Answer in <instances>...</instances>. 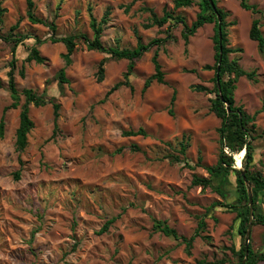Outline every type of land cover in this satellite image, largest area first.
Masks as SVG:
<instances>
[{"label":"rangeland","instance_id":"374dc122","mask_svg":"<svg viewBox=\"0 0 264 264\" xmlns=\"http://www.w3.org/2000/svg\"><path fill=\"white\" fill-rule=\"evenodd\" d=\"M130 1L34 0L35 13L54 20L52 31L28 21L25 0H0V7L5 8L0 36L20 19L15 30L20 34L44 38L80 31L92 37L88 6L98 20L106 10L110 12L101 37L104 46L118 41L120 46L134 47L136 35L144 43L172 36L158 47L164 84L154 82L141 93L144 79L153 72V46L135 64L133 90L122 86L103 102L105 92L123 79L125 59H109L104 79L97 82L96 68L105 54L88 50L81 40L66 67L69 82L63 84L61 92L54 77L64 66V45L51 41L39 45L42 63L23 62L32 41L17 46L16 87L53 97L60 109L58 129L53 134L51 104L30 106L34 126L20 154L21 162L14 148L19 107L5 111V131L0 138V264H197L221 258L226 259L222 264L234 262L228 247L240 242L234 232L235 214L216 207L204 215L212 202L225 199L210 187L191 185L193 174L207 175L203 165L214 164L219 151L220 120L209 110L212 94L193 89L197 84L207 88L213 84V71L201 68L214 62L213 23L198 28L184 52L182 24L144 28L149 13L142 8L151 7L158 15L164 9L172 10L183 14L189 25L200 10V0L178 9H174L173 0H137L126 8ZM216 1L227 12L226 20L234 22L228 27L229 45L242 49L230 57L237 56L244 70L256 71V82L244 76L236 81L235 104L249 114L257 112V132L264 131V60L256 42L248 37L253 15L239 6V0ZM247 2L262 10L264 35V0ZM10 59V44L0 37V116L11 103L7 87ZM22 64L23 77L19 75ZM46 80H50L48 84ZM173 89L171 116L168 107ZM139 127L145 135L123 134ZM184 135L189 140L182 155L177 149ZM254 143L255 168L264 175V135ZM132 145L139 149H132ZM170 154L178 155L181 161H171ZM239 165L234 163V167ZM18 169L19 178L15 179L13 173ZM212 182L216 185L218 178ZM234 192L230 175L225 201L231 202ZM201 215L206 223L203 234L210 240L197 236L189 252L181 239L166 236L155 227L161 221L188 237ZM111 217H116L115 221L107 231L99 232ZM251 235L253 248L264 251V227L252 226Z\"/></svg>","mask_w":264,"mask_h":264},{"label":"trees","instance_id":"16d2710c","mask_svg":"<svg viewBox=\"0 0 264 264\" xmlns=\"http://www.w3.org/2000/svg\"><path fill=\"white\" fill-rule=\"evenodd\" d=\"M137 0H131L126 8L132 5ZM194 0H173L174 9L180 7L188 6L193 3ZM216 6L214 11L211 7L208 0H200L199 6L200 10L196 14V18L188 25L185 21L183 14L174 13L172 10L164 9L161 15H158L153 8L144 6L142 10L149 13L148 21L143 24L144 28H151L154 26L162 27L164 24L169 23V25H175L181 23L183 28L181 31V37L183 39L185 48L184 52H187V45L189 43V37L193 35L198 28L206 23H213V48H214V62L213 64H204L201 66L204 70H212L213 76L211 78L212 87L207 88L204 85L197 84L193 86V89L196 91H202L212 96L209 98V110L220 120L219 126L217 128L218 132V143L219 151L217 155L216 162L211 165H203L206 176H201L197 174L192 175L191 185L200 186L201 188L210 187L214 189L222 199L226 200L225 187L229 181V176H233V184L235 188L234 199L231 202L227 201H214L206 208L204 215L216 207H223L226 211L233 212L235 214L234 221H236L235 233L239 236L240 242L238 245L231 244L228 249L231 252L232 258L234 259L233 264H240L245 256L246 246L244 242V236L246 233L248 218H249V206H248V193L241 177L240 171L238 168L234 167L235 158L234 155L237 152L245 150V153L241 159L242 168L245 170V175L251 183L252 190V201H253V219L252 226H262L264 227V175L259 169L255 168V140L264 135V131L257 132L255 116L257 112L253 114L247 113L241 105H236L234 100V90L236 88V81L239 77L244 76L252 82L257 81L256 71L244 70L239 64V58L237 56L230 57V54L240 52L242 49L240 47H232L229 45L228 38V27L233 25V21H227V12L217 5L216 0H212ZM61 2V1H60ZM26 10L25 15L28 21L32 24H41L52 31L55 30L54 20H49L38 16L35 13V3L34 0H25ZM58 3V8H59ZM239 6L248 10L252 13L253 17L251 20V25L248 32V37L256 42L257 50L259 55L264 60V35L261 29V19L260 13L262 10L258 8L256 4L249 3L247 0H239ZM5 12V8L0 7V19ZM88 25L92 32V37H88L87 34L77 31L66 34L64 36H56L54 33L50 34L47 37L39 38L37 36H32L28 33H18L15 30L18 27V19L14 24L9 28V31L6 34L1 35L0 37L10 44L11 59L9 61L10 69L7 73V87L9 91V96L11 98V103L4 107L2 114L0 116V138H3L5 131V111L9 108L19 107L18 115V124L14 132V148L18 153V161L21 162L20 154L25 150L28 144V134L34 126V122L29 114L30 106L40 107L50 103L53 111V134L58 129V117H59V102L55 101L53 97H46V95L39 93L37 90L32 88H22L18 89L15 84L14 71L16 69L17 61V46L19 44H24L25 41L29 40L30 45L27 47L26 55L23 58V62L34 61L36 63H42L44 61L43 56L39 52V45L46 41L51 42H61L65 47V53L63 54L64 66L61 67L54 80L57 83L58 89L63 91V84L68 83L69 79L66 76V67L71 64L72 54L74 53L78 43L82 40L88 50H95L101 53H104L105 56L102 57L97 65L95 72V80L101 82L104 79L105 64L109 59L121 60L125 59L127 61L126 70L123 73V79L115 82L104 94L102 100L103 102L107 97L113 93L118 88L125 86L128 87L131 91L133 86L131 83V77L134 73L135 64L144 54V52L150 50L153 46H156L153 49L150 61L153 66V72L148 75L144 81L141 88V93H144L152 83L156 82L159 84H164V71L162 65L158 59V47L161 46L164 42L168 41L172 36L167 35L165 37H154L148 42L144 43L141 40L139 35H136L137 40L134 47L120 46L118 41L114 46H104L101 40L104 27L108 22V17L110 12L106 10L102 17L98 20L92 13V8L88 6ZM218 16L220 23L218 22ZM219 26H220V35H219ZM167 33V30H166ZM221 50L222 58L219 65L218 72V83L216 78L217 62L219 57V51ZM194 71V70H192ZM19 75L24 76V64L21 65L19 69ZM50 80H46V84ZM176 91L173 89L168 113L171 116H174V101H175ZM222 96V99L220 98ZM21 97L23 102L20 103ZM225 103L228 105L230 111L227 112ZM124 135L133 136V135H145L146 132L142 127H139L136 130H127L123 132ZM188 136H183L182 139L178 142L177 151L184 155L186 147L188 145ZM132 149L138 150L139 148L136 145H132ZM171 161H181L178 155H168ZM201 156H198L197 163L201 165ZM186 166L191 169L194 166H191L187 162L184 163ZM20 170H16L13 175L15 179L19 178ZM212 178H218L216 185L213 184ZM116 217H111L107 219L99 232L107 231L109 225L115 221ZM156 229L161 231L166 236H171L174 239H181L184 244L186 251L189 252L192 246L194 239L197 236L209 241L210 237L207 234H203L206 228V223L204 216L201 215L198 217L196 228L188 237L179 235L176 230L170 227L168 224L157 221L155 223ZM233 227V228H234ZM263 244H264V235H263ZM264 260V251L255 250L252 243V235L250 233V239L247 246V258L244 264H260ZM226 261L225 258L217 259L214 261H198L197 264H222ZM130 264V263H129Z\"/></svg>","mask_w":264,"mask_h":264},{"label":"water","instance_id":"95a60500","mask_svg":"<svg viewBox=\"0 0 264 264\" xmlns=\"http://www.w3.org/2000/svg\"><path fill=\"white\" fill-rule=\"evenodd\" d=\"M211 7L213 8V10H216V6L214 4V2L212 0H208ZM218 22L220 23V19L218 16ZM219 35H220V26H219ZM221 58H222V54H221V50L219 51V57H218V62H217V70H216V78H217V86L219 85L218 83V72H219V65L221 62ZM220 98L222 99V96L220 95ZM226 108H227V112L230 111L228 105L225 103ZM243 154L245 153V150H242ZM243 156V155H242ZM236 168L239 169L241 177L243 179V182L245 183L246 189H247V193H248V206H249V218H248V225H247V229H246V233L244 236V242H245V246H246V251H245V256L243 258V260L241 261L240 264H244L247 258V246L249 243V239H250V233H251V228H252V219H253V201H252V190H251V183L250 181L247 179L246 175H245V170L242 168L241 164L239 166H237Z\"/></svg>","mask_w":264,"mask_h":264},{"label":"bare ground","instance_id":"6f19581e","mask_svg":"<svg viewBox=\"0 0 264 264\" xmlns=\"http://www.w3.org/2000/svg\"><path fill=\"white\" fill-rule=\"evenodd\" d=\"M242 155H244L243 154V151H240V152H237L234 156H235V160H236V165H239V164H241V159H242Z\"/></svg>","mask_w":264,"mask_h":264}]
</instances>
